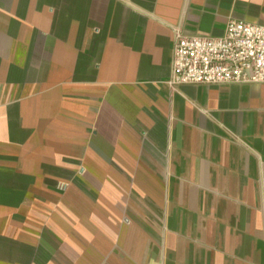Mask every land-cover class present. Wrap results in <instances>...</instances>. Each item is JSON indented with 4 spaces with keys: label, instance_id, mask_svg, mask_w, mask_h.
<instances>
[{
    "label": "crops",
    "instance_id": "crops-1",
    "mask_svg": "<svg viewBox=\"0 0 264 264\" xmlns=\"http://www.w3.org/2000/svg\"><path fill=\"white\" fill-rule=\"evenodd\" d=\"M231 17L264 0H0V264H264V83H168Z\"/></svg>",
    "mask_w": 264,
    "mask_h": 264
},
{
    "label": "built area",
    "instance_id": "built-area-1",
    "mask_svg": "<svg viewBox=\"0 0 264 264\" xmlns=\"http://www.w3.org/2000/svg\"><path fill=\"white\" fill-rule=\"evenodd\" d=\"M264 83V24L230 18L220 35L177 33L170 85Z\"/></svg>",
    "mask_w": 264,
    "mask_h": 264
}]
</instances>
